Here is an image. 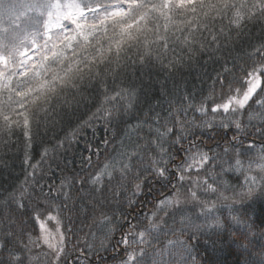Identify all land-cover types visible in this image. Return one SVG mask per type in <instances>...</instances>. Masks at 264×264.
<instances>
[{
	"label": "snow or ice",
	"instance_id": "6c2138e0",
	"mask_svg": "<svg viewBox=\"0 0 264 264\" xmlns=\"http://www.w3.org/2000/svg\"><path fill=\"white\" fill-rule=\"evenodd\" d=\"M7 155L0 264H264V0H0Z\"/></svg>",
	"mask_w": 264,
	"mask_h": 264
},
{
	"label": "trees",
	"instance_id": "16d2710c",
	"mask_svg": "<svg viewBox=\"0 0 264 264\" xmlns=\"http://www.w3.org/2000/svg\"><path fill=\"white\" fill-rule=\"evenodd\" d=\"M13 3H40V4H50L53 3V0H12ZM19 10V9H18ZM39 15L36 11H29L28 17L31 19H36ZM7 27V25H4ZM55 28L53 29V35H55ZM212 73L213 72V65H203L200 63H197L193 65L191 68L187 69L184 73V79L189 83V86L195 84L199 85L202 83L200 77L205 73ZM204 86H207L206 78L204 81ZM89 135H91L89 133ZM82 150V149H81ZM71 158V154L69 156ZM0 164H6L7 167L0 168V181H4L7 183L11 182V179L14 178L17 174L20 173V166H19V160L14 159L11 155H7L3 157V160H0ZM9 173L12 174L10 177ZM7 183H5V186H7ZM214 199V197H213ZM203 246H201L202 248ZM220 250L214 254V258H219L224 261V264H234V261L236 260V256L234 254H230L226 247H223L222 245L219 246ZM116 253L112 251H101L97 255H92L89 257V260L87 264H117V261L114 259V256Z\"/></svg>",
	"mask_w": 264,
	"mask_h": 264
}]
</instances>
